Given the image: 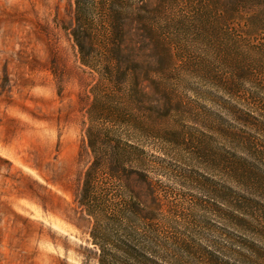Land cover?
<instances>
[{
    "label": "rangeland",
    "instance_id": "rangeland-1",
    "mask_svg": "<svg viewBox=\"0 0 264 264\" xmlns=\"http://www.w3.org/2000/svg\"><path fill=\"white\" fill-rule=\"evenodd\" d=\"M165 1L159 23L170 25L165 38L181 52L174 53L165 78L171 110L165 123L156 124L165 140L146 142L157 149L153 159L159 163L146 183L159 191L160 207H175L174 237L183 232L195 245L214 243L218 183L236 192L246 189L227 175L225 167L235 166L222 156L255 162L258 152L236 140L255 134L235 114L248 117L247 104L238 100L244 90L264 91V32L244 37L234 29L238 43L226 50L218 6L211 5L218 0ZM73 12L74 0H0V264H94L90 226L74 203L85 167L80 151L93 78L70 36ZM178 21L184 29H175ZM232 54L248 77L235 78L229 88ZM224 147L229 151L223 153ZM133 177L124 185L143 195L144 182ZM247 190L252 207H264V188Z\"/></svg>",
    "mask_w": 264,
    "mask_h": 264
},
{
    "label": "trees",
    "instance_id": "trees-1",
    "mask_svg": "<svg viewBox=\"0 0 264 264\" xmlns=\"http://www.w3.org/2000/svg\"><path fill=\"white\" fill-rule=\"evenodd\" d=\"M216 4L220 44L226 50L238 43L234 29L244 37L264 32V0H218L211 5ZM166 6L165 0H74L70 36L81 66L93 78L80 151L85 167L74 203L90 226L94 264H264V207H252L253 201L246 197L253 195L247 188H264L262 89L244 90L246 100L238 99L247 104L248 117L236 112L235 121L252 127L255 136H236V140L258 152L255 162L222 156L223 163L236 167H225L227 175L234 174L246 189L236 192L218 183L217 242L195 245L183 232L176 240L178 235L172 232L175 207H160L159 191L146 183L147 174L159 165L153 159L157 149L146 142L165 140L156 124L165 123L171 110L165 78L174 53L181 52L165 38L170 25L159 23ZM184 25L178 21L175 29L182 30ZM228 59L236 64L229 68L231 88L235 78L240 82L248 73L246 67L238 66L241 61L235 55ZM233 93L237 97L241 91ZM152 96L159 97L161 105L156 106ZM224 148L223 153L229 151ZM133 174L144 182V196L129 182L124 185ZM147 202L150 209L143 207Z\"/></svg>",
    "mask_w": 264,
    "mask_h": 264
}]
</instances>
